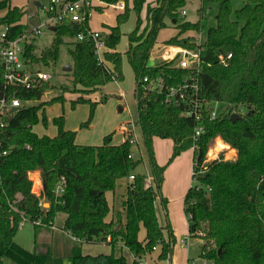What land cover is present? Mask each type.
<instances>
[{
    "label": "trees",
    "instance_id": "obj_1",
    "mask_svg": "<svg viewBox=\"0 0 264 264\" xmlns=\"http://www.w3.org/2000/svg\"><path fill=\"white\" fill-rule=\"evenodd\" d=\"M101 1L124 3L116 25L102 36L106 48L104 64L97 61L94 40L88 37L87 15L79 22L53 25L52 42L39 53L33 42L26 39L23 57L32 65L55 64L61 45L68 39L72 88L61 87L62 90L80 94L102 90L110 81L123 78L122 56L116 46L121 37L120 25L131 11L130 1L136 12V26L128 34L125 56L135 77L136 125L149 156L152 184L145 186V175L134 173L142 159L131 156L130 131L117 145L112 144V133L100 145H78L76 132L65 130L63 117H59L53 120L57 127L55 136L33 132L32 127L39 121L38 111L45 105L62 102L63 98L55 96L37 105H24L40 101L44 92L54 86L49 81H40L29 88L7 86L0 64V96L15 95L21 101L19 109L5 118V126L0 129V153L6 152L0 155V264L6 258L17 264H62L60 257L28 252L14 242L22 222L31 223L35 229L51 228L59 213L65 215L60 229L77 242L72 250V264H128L122 255L123 248L132 254L134 264L157 246L161 247L159 257H168L175 239L169 234L165 240L154 209L156 198L161 196L166 169V165L160 166L155 160L154 137L172 140L168 162L193 149L195 184L187 190L183 205L188 234L203 240L199 256L213 264H264V0H201L197 10L200 17L195 22L181 15L185 0H154L146 5L145 18L141 17V11L146 0ZM211 8L216 9L214 25L203 34L206 12ZM5 9L6 13L0 16V29L7 27L6 40H13L26 31L21 23L24 10L10 6L9 0H0V11ZM90 11L91 7L86 9V13ZM166 20L177 32L165 45L194 49L197 39L189 32L201 34L198 120L183 114L184 104L163 105L159 95L143 93L142 79L146 76L150 80L160 77L166 84L175 85L190 73L176 67L173 61L148 67L157 35L168 26ZM79 34H83V40L78 39ZM228 54L231 58L223 65L219 56ZM102 101L82 96L72 101V105L90 106V117L81 128L89 125L94 109ZM216 102L226 106L211 118ZM233 113L237 115L234 121L230 120ZM42 121L46 122L43 114ZM198 125L203 132L196 135ZM216 136L236 151L235 158L225 159L220 153L207 159L206 153ZM34 171L40 173L42 196L49 203L48 208L39 205L40 198L31 191L29 173ZM130 175L134 178L121 201L123 211L107 221L110 208L105 193L114 191L118 180ZM58 187L61 190L56 193ZM162 201L165 206L166 200ZM141 225L145 229L143 241L138 239ZM98 242L110 246L108 255L81 254L83 243Z\"/></svg>",
    "mask_w": 264,
    "mask_h": 264
},
{
    "label": "crops",
    "instance_id": "obj_2",
    "mask_svg": "<svg viewBox=\"0 0 264 264\" xmlns=\"http://www.w3.org/2000/svg\"><path fill=\"white\" fill-rule=\"evenodd\" d=\"M48 1L49 0H33V7H34L33 10H29L27 8L29 4L28 1L26 3L20 2L21 4L18 3L14 5L11 3V0H9V4L10 6H16L24 10V15L21 19V23L25 25L26 30L30 32L34 28L41 29V26L45 25L46 17L42 14H39V7L40 5L45 4ZM153 1L154 0H151L150 2H148L146 0V4L144 5L143 10L141 11L142 18H145L146 5L149 3H152ZM185 1H186V5L183 8L184 10H185V7L187 6L188 0H185ZM120 4H122L123 6H120ZM90 6H91V9H95V11L97 10L101 12V16L105 14L106 9L113 8L114 10L117 11V13L115 14L116 18H117V15L123 12L124 10L123 1H118L113 4H107L101 0H90ZM200 6H201V1L199 3V7ZM128 7L132 10V4L130 1L128 2ZM199 7L196 8V13ZM6 11L7 9L1 10L0 16H3L6 13ZM186 15H187V12L184 18L186 17ZM41 16H44V17H41ZM197 16H198V13H197ZM32 18H37L39 23L33 28L29 29L28 21H30ZM41 18H44V19L42 20ZM195 21H190V22H195ZM166 22L168 26H170L169 21L166 20ZM47 26L49 27V30L52 34V39H53V33H52L53 26H49V25ZM112 26H115V25L113 23H109V24L103 23L100 27L97 25L96 27H93V25L92 26L88 25L91 31H97L101 34V36L109 34L110 32L109 27H112ZM135 26H136V18H135ZM173 31H174L173 35H175L177 30L173 28ZM29 37H28V41L29 39L30 40L35 39V36L31 38ZM117 46H116V51H118ZM164 46H165V43L163 44V46H160V47H159V43L158 42L156 43L154 49L159 50L160 55L157 61L153 59L152 58V55L154 52L153 50L151 54V60L154 62V65H158L164 62L163 52L161 48ZM105 50L106 48L104 47L102 52H104ZM37 65L38 64H35L34 67L41 70L40 67H37ZM67 65H70L72 69V62L71 64H67ZM63 72L69 73L71 72V70L69 72L63 70ZM114 82L118 89L117 95H116L117 96L116 98L119 103L118 112L123 113L127 109L125 105L126 104L125 92L121 89L119 82L117 81H114ZM107 84L105 86H107ZM105 86L102 88V90L96 91L92 94H81V95L79 93L78 94L79 96H82L85 99H90L91 101H102L103 96L100 97L99 94H102L101 92H103ZM104 91L106 92V90ZM72 93L67 92L63 94L62 102H56L52 106L45 105L43 108H41L38 111V115L41 116L42 114H45L46 111L50 110L51 108L53 109V113H57L58 111L60 113V108L62 107L63 112H64V117H63L64 129L76 132L75 143L78 145H100V143L102 144L103 142L102 139L110 133L113 134L112 144L117 145L124 141L126 133L130 131L132 133V138L134 141L132 143V157L138 158V153H139L140 157L143 159V154L139 147L140 140L141 142L143 140L141 131L132 119L127 120L125 117L119 116L113 112H109V110L105 112L104 109L106 107L101 106L100 105L101 102H100L96 106L97 109L95 108L96 111H95L92 122L85 129L80 128V123H82V121L86 117L85 109L76 107V110L72 111L70 109L71 107L68 108V106L70 105V102L73 100ZM55 96H58V94ZM48 100L49 99H47L46 101ZM40 102H43V100L41 99ZM135 104H136V100H135ZM64 105L65 106L67 105L66 109L64 108ZM136 111H137V108H136ZM59 113L55 114V118L61 117V113L60 114ZM56 134H57V127H56V130H52L51 133L48 135L46 134H42V135L37 134V135L39 136L46 135L49 137H53ZM153 149H154V156H155V160L157 164L160 166L166 165V169L164 171L163 182L161 186V196L156 198L154 202V209H155L158 223L161 227H163V235H164L165 240H168L169 234H172L175 239V243L168 257L160 258L159 255L161 253V247L157 246L151 253L147 254L140 262L136 264H202L199 253H200V248L203 243V240H201L200 238H190L187 244L185 245L179 244L180 240L188 237V219H187L186 214L184 213L183 200H184V196L187 190L193 185L191 181L192 173H193V164H194L193 149H188L186 151H183L178 156H176L171 162H168V161H169V158L173 150L172 140L154 137L153 138ZM230 149L232 148L230 147ZM235 156H236V152H235ZM143 165L145 167V163ZM138 167L135 169L134 173L142 174L141 172H138ZM146 169H147V166L145 170ZM32 178L34 180L35 188L41 189L42 184H41L40 173L38 171L32 172ZM130 182L131 180L129 179V177L120 179L118 180L116 189L114 191H108L105 193V197H106L107 203L110 208V212L106 218L107 221H110L113 218V216L116 215V213H121L123 211L122 206H121V201L125 199L127 195V186ZM151 184H152V174L149 170H146L145 186H149ZM163 199L166 200L165 206L164 205L162 206ZM64 218H65L64 214L62 213L57 214L53 222L54 227L52 228L40 227V228L35 229L31 223L24 221L20 224L19 229L14 236V242L19 247L23 248L24 250L28 252H34L37 254L50 253L54 257H60L62 259V264H72L71 255H72V250L77 245L76 239L73 238L69 233L64 232L60 228L56 227V222L58 221V219L60 220V224H62ZM27 224L33 227L31 228L32 230L31 235L28 234L29 231L31 232V230L29 228V225L27 226ZM144 238H145V229L141 225L139 228V232H138V239L140 241H143ZM194 246H196L197 249H195ZM80 251H81V254L84 256L86 255H89V256L108 255L110 253V246L106 242H98V243H91V244L83 243L80 246ZM122 255L124 256L128 264H134L133 263L134 258L132 254L126 248L122 249ZM4 264H17V263L9 258H6L4 260Z\"/></svg>",
    "mask_w": 264,
    "mask_h": 264
},
{
    "label": "built area",
    "instance_id": "obj_3",
    "mask_svg": "<svg viewBox=\"0 0 264 264\" xmlns=\"http://www.w3.org/2000/svg\"><path fill=\"white\" fill-rule=\"evenodd\" d=\"M120 6H123L120 4ZM90 0H78L75 2H68L65 0H49L47 3L40 5L39 14L46 17L45 25L53 26L57 23L65 22H79L84 20L85 16L89 17L90 12L86 13V9L90 8ZM186 12L184 9L181 10V15L185 16ZM7 27H2L0 29V64L3 67V77L5 84L7 86H25L29 88L40 81H49L50 74L41 71L34 67V65L26 63L23 57V45L26 39L33 34H40V28H34L32 31H25V33L13 40H6ZM88 37L94 40L95 44V56L99 63L104 64L105 60L103 57L102 50L104 49V42L102 36L97 31H88ZM79 40H83V34L78 35ZM199 41L200 36L196 41V46L194 49H187L177 45H171V47H164L163 57L165 61H173L174 65L180 69L189 70L190 73L175 85L166 84L160 77H156L154 80L144 77L142 79L143 93L157 94L160 96V104L179 106L184 104L183 114L186 116H194L196 120L199 119V107L201 105L200 100L197 98V74L199 72L200 62H199ZM192 60H188V57ZM231 58V54L226 57L222 55L219 56V60L223 65L227 64L228 59ZM176 61V63H175ZM214 103L211 112V118L218 115L215 109ZM21 101L13 96H8L7 94H2L0 96V129L5 126V118H8L12 113V108L20 107ZM203 132V127L198 125L195 128V134L198 135ZM219 138V136H216ZM133 143V139L131 140ZM6 152L2 151L0 155H5ZM132 156V155H131ZM29 178L32 180V193L41 198L42 188L33 191L34 180L32 178V172L29 173ZM133 175L129 176V179L133 180ZM60 188L56 189V193L60 192ZM41 205V202H39ZM190 235L188 237L180 240L181 245H185L190 240ZM202 264H213L211 261L200 257Z\"/></svg>",
    "mask_w": 264,
    "mask_h": 264
},
{
    "label": "rangeland",
    "instance_id": "obj_4",
    "mask_svg": "<svg viewBox=\"0 0 264 264\" xmlns=\"http://www.w3.org/2000/svg\"><path fill=\"white\" fill-rule=\"evenodd\" d=\"M28 1V9L29 10H33V0H11L12 4H21L22 2H27ZM148 2H150L151 0H147ZM201 0H188L187 1V6L185 7V11L187 12V15L185 17V20L187 21H195L197 18L199 19L200 14L196 13V8L199 7V3ZM21 2V3H20ZM28 12V11H27ZM91 14L88 17V25H93V27L97 26H101L103 23H113L114 25H116V17L115 14L117 13L116 10H114L113 8H108L105 10V14H103V16H101V12L99 11H95V9H91ZM216 9L215 8H211L206 12V20L204 21V31L203 34L205 32V30L207 28H209L210 26L214 25V15H215ZM142 16V13H141ZM44 17V16H41ZM135 18H136V12L134 10H131L129 12V15L127 17V19L125 20V22H123L120 25V33H121V37L119 40V43L117 44V50L119 53H121L122 56V60H121V70H122V74H123V78L117 82H119L121 89L125 92V99H126V107L127 109L125 110V112L123 113H119L118 112V100H117V86L115 84L114 81H110L107 86H105L104 90H106V93L104 90L103 92H101L102 94H99L100 97L103 96V99L105 96H107V99H104V101H102L100 103L101 106H105L106 108L104 109L105 112H107L109 110V112H113L119 116L125 117L127 120L132 119L134 121V123L136 124L137 121V111H136V104H135V98H134V87H135V77L133 74V71L125 57V51L128 48V34L135 28ZM42 20L44 18H41ZM197 19V20H198ZM196 20V21H197ZM39 23L37 18H32L30 21H28V28L31 29L34 26H36ZM145 25V20L143 21L142 27ZM106 26V25H105ZM41 33L40 34H36V35H30L29 38L35 36V39L32 40L33 44L36 47V53H39L40 50L47 48L52 41V34L49 30V27L47 25H42L41 26ZM174 31L173 28L170 26H167L166 28L162 29L158 35H157V42L159 43V47L163 46V44L169 40L171 37H173ZM189 34L193 35V38L198 39V37L201 35L200 33H196V32H189ZM30 40V39H29ZM30 40V41H31ZM164 47H171V45H165ZM162 48V52L163 49ZM69 49V44H68V39H65L64 44L61 45L60 49H59V57L58 60L55 64H51L49 66H43L41 64H38L37 67H40L41 70L49 73L51 75V78L49 80V82L54 86V88L52 89H48L46 92H44L43 97L41 98L43 100V102H45L47 99L52 98L53 96L55 97V95L58 94V96H61L67 92L72 93L70 90H66L63 91L61 87H66L67 89H71L72 85H71V80H70V76L68 75V73L63 72V67L67 64H71L72 62V58L68 52ZM159 55H160V51L157 49H154L152 58L155 59L156 61L159 59ZM188 60H192L191 57H188ZM73 94V100H76L79 96L78 93H72ZM81 95V94H80ZM63 98V97H62ZM91 98V97H90ZM72 101L70 102V105L68 106V108H70L72 111L76 110V107H80L81 109H85V114L86 117L85 119L82 121V123H80V128L81 125L83 123H85L91 114V110H90V106L88 103H76L72 105ZM106 101V102H105ZM40 101L37 102H25L24 105L26 106H31V105H37L39 104ZM56 102L49 104L50 106H52L53 104H55ZM48 105V106H49ZM225 104L224 103H217L215 105V109L216 112L219 113L222 110L225 109ZM67 105H64V108L66 109ZM97 109V108H96ZM96 109H94L92 116L90 118V123L92 122L93 118H94V114ZM241 113L244 112V109H240ZM59 113V111L57 112ZM57 113H53V109L51 108L50 110L46 111L44 115L46 122L42 121V115H38L39 121L32 127V131L35 132L36 134H50L52 130H56L55 124L53 122L55 118V114ZM60 113H61V117H64V112H63V108H60ZM59 113V114H60ZM110 115V114H109ZM89 123V124H90ZM85 129V127H84ZM103 140V139H102ZM223 141H221V139L219 138H214L213 143L209 146L208 151L206 153V157L208 160L213 159L214 157L219 156L220 153H222L223 157L225 159H233L235 157V152L234 150L230 149L229 145H227V149H219L217 150V146L222 143ZM224 143V142H223ZM101 144V143H100ZM139 147L142 151L143 154V159L140 157L139 153H138V158H141L143 161L142 163L139 165L138 167V172H141L142 174L146 175V170H149L151 172V168H150V163H149V156L147 153V150L143 144V140L139 143ZM230 151V153H229ZM211 152V153H210ZM145 163V167L144 164ZM147 166V169L145 170ZM193 185L195 184V181L193 179H191ZM33 191L36 192V188L35 185L33 186ZM44 198V197H43ZM40 199L41 202V206L43 208H48L49 207V203L46 201V199L44 198ZM163 206V204H162ZM29 224H27L28 226ZM61 224H60V220L58 219V221L56 222V227L60 228ZM54 227V224L53 226ZM51 227V228H52ZM29 228L31 230V228H33L31 225H29ZM47 228V227H44ZM29 235L32 234V230L31 232L29 231L28 233ZM202 242V241H201ZM180 244V242H179ZM195 249H197L196 246H194Z\"/></svg>",
    "mask_w": 264,
    "mask_h": 264
},
{
    "label": "water",
    "instance_id": "obj_5",
    "mask_svg": "<svg viewBox=\"0 0 264 264\" xmlns=\"http://www.w3.org/2000/svg\"><path fill=\"white\" fill-rule=\"evenodd\" d=\"M37 4H38V3H37ZM52 29H53V28H52ZM153 65H154V62H153L152 60H149V61H148V67H151V66H153ZM63 70L69 72V71L71 70L70 65H66V66L63 68ZM18 109H19L18 107H16V108H12V112L17 111ZM236 118H237V115L234 114V113L230 116V120H232V121H234Z\"/></svg>",
    "mask_w": 264,
    "mask_h": 264
},
{
    "label": "bare ground",
    "instance_id": "obj_6",
    "mask_svg": "<svg viewBox=\"0 0 264 264\" xmlns=\"http://www.w3.org/2000/svg\"><path fill=\"white\" fill-rule=\"evenodd\" d=\"M228 147H227V145L225 144V143H220L218 146H217V150H219V149H227ZM211 153V152H210ZM229 153H230V151H229Z\"/></svg>",
    "mask_w": 264,
    "mask_h": 264
}]
</instances>
